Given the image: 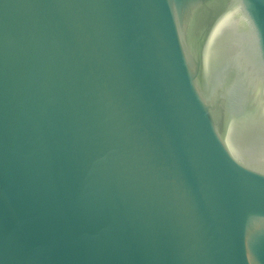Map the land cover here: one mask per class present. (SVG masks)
Listing matches in <instances>:
<instances>
[{
	"label": "water",
	"instance_id": "obj_1",
	"mask_svg": "<svg viewBox=\"0 0 264 264\" xmlns=\"http://www.w3.org/2000/svg\"><path fill=\"white\" fill-rule=\"evenodd\" d=\"M0 264H264V0H0Z\"/></svg>",
	"mask_w": 264,
	"mask_h": 264
}]
</instances>
